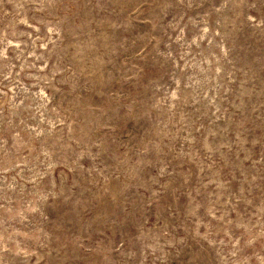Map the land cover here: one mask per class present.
Here are the masks:
<instances>
[{
	"label": "rangeland",
	"instance_id": "rangeland-1",
	"mask_svg": "<svg viewBox=\"0 0 264 264\" xmlns=\"http://www.w3.org/2000/svg\"><path fill=\"white\" fill-rule=\"evenodd\" d=\"M0 264H264V0H0Z\"/></svg>",
	"mask_w": 264,
	"mask_h": 264
}]
</instances>
